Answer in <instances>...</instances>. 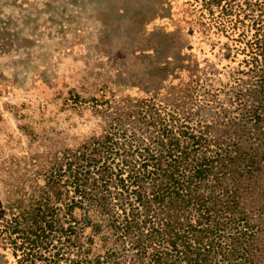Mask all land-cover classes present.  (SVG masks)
Returning <instances> with one entry per match:
<instances>
[{
	"label": "rangeland",
	"instance_id": "rangeland-1",
	"mask_svg": "<svg viewBox=\"0 0 264 264\" xmlns=\"http://www.w3.org/2000/svg\"><path fill=\"white\" fill-rule=\"evenodd\" d=\"M263 24L258 0H0V220L17 199L41 194L62 152L114 126L147 133L137 111L153 105L210 123L259 161L264 142L252 135L264 120L247 123L237 95L253 84L246 100H259L248 73ZM258 165L240 186L253 212L264 208ZM74 217L73 237H95L96 253L116 245L85 227L81 209ZM16 237L0 232V264H20Z\"/></svg>",
	"mask_w": 264,
	"mask_h": 264
},
{
	"label": "trees",
	"instance_id": "trees-1",
	"mask_svg": "<svg viewBox=\"0 0 264 264\" xmlns=\"http://www.w3.org/2000/svg\"><path fill=\"white\" fill-rule=\"evenodd\" d=\"M258 4L264 7V0ZM252 49L248 74L259 100H246L248 91L251 97L256 91L253 84H245L237 99L251 110L247 123L259 125L264 120L260 31ZM235 82L240 85L241 79ZM137 113L147 133L137 137L114 126L62 152L41 194L7 207L0 232L17 235L20 264H264V208L247 209L240 187H248L258 164L264 165V153L257 161L255 149L242 152L239 143L214 135L210 123L192 124L167 106ZM262 128L261 137L252 135L259 142ZM76 208L84 212L85 227L111 233L112 249L96 253L95 237H73L79 229Z\"/></svg>",
	"mask_w": 264,
	"mask_h": 264
}]
</instances>
